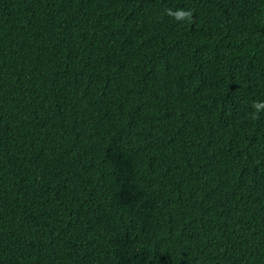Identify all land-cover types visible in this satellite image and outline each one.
<instances>
[{"label":"trees","instance_id":"1","mask_svg":"<svg viewBox=\"0 0 264 264\" xmlns=\"http://www.w3.org/2000/svg\"><path fill=\"white\" fill-rule=\"evenodd\" d=\"M0 264H264V0H0Z\"/></svg>","mask_w":264,"mask_h":264}]
</instances>
